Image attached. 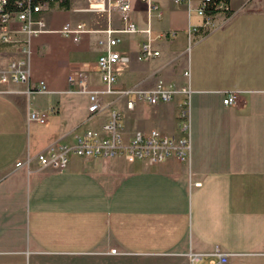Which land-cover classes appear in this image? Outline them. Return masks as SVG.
I'll return each instance as SVG.
<instances>
[{
    "label": "crops",
    "instance_id": "1",
    "mask_svg": "<svg viewBox=\"0 0 264 264\" xmlns=\"http://www.w3.org/2000/svg\"><path fill=\"white\" fill-rule=\"evenodd\" d=\"M156 1L162 18L144 0H130L139 30L119 34L118 50L129 60L118 63L117 86L153 87L159 80L190 86L191 159L151 164L74 155L66 169L39 168L37 153L74 143L84 128L100 129L114 107L126 140L152 129L180 135L184 100L178 94L129 109L124 97L106 95L88 119L89 96L69 92L68 78L84 69L101 86L103 34L74 41L59 29L85 21L50 6L48 31L30 39L31 83L43 80L50 91H32L26 82L0 85V264H211L216 248L229 253L228 264H264V0H230L192 46L185 36H157L200 23V0ZM149 37L160 55L139 61ZM17 44L0 33L4 64L22 55ZM228 92L236 102L224 103ZM32 109L46 111V123L28 121ZM192 253L204 255L192 260Z\"/></svg>",
    "mask_w": 264,
    "mask_h": 264
},
{
    "label": "built area",
    "instance_id": "2",
    "mask_svg": "<svg viewBox=\"0 0 264 264\" xmlns=\"http://www.w3.org/2000/svg\"><path fill=\"white\" fill-rule=\"evenodd\" d=\"M62 0H18L19 9L16 11L6 9L10 0H0V33L4 42L18 43V51L21 56H12L5 64L0 59V85L7 82L30 83V90L38 92H49L45 81L31 83V44L30 39L40 33L48 31L46 14L52 3L59 4ZM89 7L87 11L102 13L110 11L114 6L120 13L121 27L111 25V14L109 25L103 29H91L86 22L73 24L65 23L59 31L64 35L72 37L78 41L81 36L90 31L101 32L103 36L98 40L103 52L98 56L97 68L100 74L101 86H94L89 79L88 72L84 69L71 73L68 81L69 92L86 93L89 96V117L99 113L103 108L102 98L106 95H119L124 97L126 106L134 109L137 104L149 103L157 104L169 102L178 94L184 96V100L179 111L180 135H166L157 129L150 132L137 131L134 136L126 140L123 135L124 122L121 111L114 107L110 111L108 120L100 129L84 128L76 135L74 143L55 142L47 149L37 153L36 159L39 168L66 169L72 156L81 158H111L124 156L128 161L136 159L146 160L148 163L156 164L169 157H177L181 160H190L192 154L191 142V107L190 99L192 89L190 86L179 87L175 83H167L159 80L153 87H124L118 88V63L128 61L129 58L118 50L121 41L120 33H136L139 28L131 17L130 0H87ZM148 3L149 11L154 12L158 18H162L163 10L156 0H144ZM178 4L190 5L192 0H174ZM212 0H200L197 14L201 17V22L188 27V36L196 40L208 34L215 26L214 17L219 11L228 9V3L221 1L217 4L216 13L208 12L209 4ZM13 20L17 23L11 27ZM147 32H150L148 29ZM24 35V39H13L12 36ZM175 31L161 33L157 38H167L175 36ZM193 40V41H194ZM20 43V44H19ZM160 55V51L153 45V39L149 37L141 43L137 53L139 61H149ZM189 72L186 71V75ZM236 93L228 92L224 98V103L236 102ZM48 113L40 110H30L28 121L46 123ZM84 124V123H83ZM83 125H80L81 127ZM27 159L26 163H29ZM24 164L18 162V165ZM198 185L201 183H197ZM203 253H192V260L199 259ZM209 255L217 256V261L211 264H228L229 253L216 248Z\"/></svg>",
    "mask_w": 264,
    "mask_h": 264
},
{
    "label": "rangeland",
    "instance_id": "3",
    "mask_svg": "<svg viewBox=\"0 0 264 264\" xmlns=\"http://www.w3.org/2000/svg\"><path fill=\"white\" fill-rule=\"evenodd\" d=\"M71 1H72L71 9L79 15L78 16L79 21H85L89 28H97V29L106 28L109 25L108 19H109L110 14H111V21L110 22H111V25L113 27L118 28V25L121 23L120 13L118 12L117 9H115L114 6L110 7V9H111L110 11L108 10V11H105L102 13H95V12L87 11V8L89 7L87 0H71ZM56 6L59 9H61V7L59 5H56ZM62 9H64V8H62ZM64 10H70V9H64ZM193 20H194V23L197 22L196 20H198V17L194 15ZM188 27L189 26H186L185 28L184 27L183 28L177 27L176 30H172V31H175L177 37H179V38H182L183 36H185L186 41H187V45L192 46V43L195 40L192 38H189ZM188 41H189V43H188ZM18 47H19V45H18ZM188 72H189V68H188ZM189 75H188V77H189ZM188 77H187V79H188ZM192 105H193V102H192V97H191V99H190L191 109H192Z\"/></svg>",
    "mask_w": 264,
    "mask_h": 264
},
{
    "label": "trees",
    "instance_id": "4",
    "mask_svg": "<svg viewBox=\"0 0 264 264\" xmlns=\"http://www.w3.org/2000/svg\"><path fill=\"white\" fill-rule=\"evenodd\" d=\"M18 0H10L9 4L6 6V9L16 11L19 9V5L17 4ZM221 1L229 3L230 0H212V2L209 4L208 12L210 13H216L218 11V8H216L217 4H219ZM53 5H59L61 8L64 9H71L72 7V1L71 0H62L59 4L52 3Z\"/></svg>",
    "mask_w": 264,
    "mask_h": 264
}]
</instances>
